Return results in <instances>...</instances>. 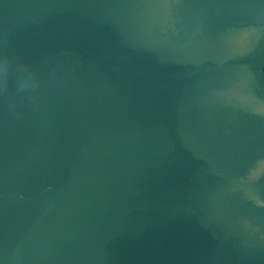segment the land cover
Returning a JSON list of instances; mask_svg holds the SVG:
<instances>
[{"label": "water", "instance_id": "1", "mask_svg": "<svg viewBox=\"0 0 264 264\" xmlns=\"http://www.w3.org/2000/svg\"><path fill=\"white\" fill-rule=\"evenodd\" d=\"M0 264H264V0H0Z\"/></svg>", "mask_w": 264, "mask_h": 264}]
</instances>
